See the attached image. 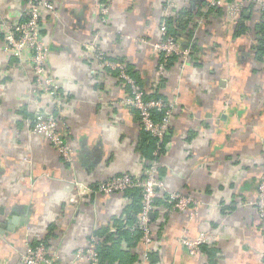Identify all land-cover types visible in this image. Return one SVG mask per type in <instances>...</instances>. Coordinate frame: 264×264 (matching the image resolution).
I'll list each match as a JSON object with an SVG mask.
<instances>
[{"label": "crops", "instance_id": "0c3cea01", "mask_svg": "<svg viewBox=\"0 0 264 264\" xmlns=\"http://www.w3.org/2000/svg\"><path fill=\"white\" fill-rule=\"evenodd\" d=\"M55 1L44 33L60 100L42 102L59 105L73 160L36 129L31 70L5 53L0 21V264H23L28 240L44 243L54 264H87L76 252L131 202L98 185L124 173L142 177L147 168L153 148L139 112L124 102L129 89L94 59L86 47L93 44L127 64L147 91L159 80L174 105L161 173L167 193L198 203L154 214L159 264H264L256 205L264 172V12L252 4L241 18L229 12L233 0H178L169 14L189 13L177 36L191 55L159 77L154 44L166 0H114L108 23L98 0ZM22 6L0 0V18ZM205 228L215 235L211 247L190 253L182 239Z\"/></svg>", "mask_w": 264, "mask_h": 264}, {"label": "built area", "instance_id": "2783aa9c", "mask_svg": "<svg viewBox=\"0 0 264 264\" xmlns=\"http://www.w3.org/2000/svg\"><path fill=\"white\" fill-rule=\"evenodd\" d=\"M22 10L14 17L0 18L1 31L3 32L4 50L8 56L18 59L24 65H28L32 75V88L34 90V102L37 106L34 113L36 129L41 132L53 145L62 158L67 161L73 160V148L69 139L63 131V121L60 116L59 105H44L43 96H48L58 102L59 85L49 69L50 46L48 44L44 28L47 16L56 14L55 0H21ZM114 0H98L99 18L104 23L110 22V9ZM220 0H213V4H219ZM256 5L264 12V0H233L229 12L233 16L240 14L249 5ZM178 7V0L165 1V16L159 27V39L154 46L158 51V73L159 77L166 74L168 63L172 57H178L183 61L191 55L189 47L181 46L177 35L170 32L166 18ZM172 13V12H171ZM93 52L94 59L100 66L117 72L119 81L128 87L129 93L124 102L139 112L142 128L157 137L158 145L163 141L164 135L170 128L173 103L166 99L146 98V89L129 73L127 65L116 62L105 54L98 44L87 45ZM160 79V78H159ZM159 80L156 82L158 88ZM164 111L165 115L161 121H156L153 110ZM166 151V145L163 147ZM164 153V152H163ZM161 153V154H163ZM155 155H160L158 149ZM160 157L151 161L149 167L144 171L142 177H135L130 173L113 176L98 185V190L104 194L125 193L128 188L140 187L142 189L143 207L139 215L140 228L143 231V251L139 264H150L149 254L153 250H159L156 237L155 223L152 214L165 209L176 208L180 211L190 209L192 204H197L193 196L181 195L179 193H167L166 181L161 173ZM167 195L171 205L163 206L155 203L156 197ZM259 216L262 221L264 236V172L260 177L258 185V199L256 201ZM215 238L211 229H203L195 238L182 239L183 244L190 253H198L201 246L209 244ZM99 239L92 235L87 244L76 252V258L84 260L87 264H99L97 243ZM264 255V253H263ZM23 264H54L53 259L44 243L33 244L27 241L26 248L22 254Z\"/></svg>", "mask_w": 264, "mask_h": 264}, {"label": "trees", "instance_id": "16d2710c", "mask_svg": "<svg viewBox=\"0 0 264 264\" xmlns=\"http://www.w3.org/2000/svg\"><path fill=\"white\" fill-rule=\"evenodd\" d=\"M189 13L185 10L179 11L176 16H168L166 18V23L170 29V32L177 35V30L183 28L185 22L188 20L185 18V15ZM245 15L243 10L240 13L241 18ZM177 22L176 27L172 26L173 22ZM241 28V27H240ZM263 46V44H262ZM178 57H172L168 66ZM127 65V64H126ZM128 67V66H127ZM128 71L129 68H128ZM139 83V82H138ZM140 85H142L140 83ZM143 87V85H142ZM147 91V90H146ZM146 98H160L165 100V96L160 93L159 88L153 89V92L147 91ZM153 115L156 121H161L165 115L164 111H158L157 109L153 110ZM144 134L143 138L149 142L152 146L151 152L145 156L147 157L146 167H149L151 161L155 158H158L159 155H155L154 151L158 149V152L163 153L165 149L163 147L168 141L169 132H171V127L166 131L163 141L158 145V138L153 136L150 132L143 129ZM126 195L130 198L131 202L126 207L125 211L117 217H113L107 225H104L96 230H94L89 236L88 239L95 235L98 237L99 241L97 243V251L99 254V264H139L140 256L143 251V231L140 228L139 215L143 207V197L142 189L140 187L128 188L126 190ZM173 201H169L167 195L157 196L155 203L157 205L168 206L171 205ZM158 210L154 214H158ZM152 221L155 223V218L152 217ZM157 239L160 237V231L156 230ZM40 241H32L33 244H38ZM204 246H210L204 244ZM211 247V246H210ZM159 250H153L149 254V263L150 264H159L160 261Z\"/></svg>", "mask_w": 264, "mask_h": 264}, {"label": "water", "instance_id": "95a60500", "mask_svg": "<svg viewBox=\"0 0 264 264\" xmlns=\"http://www.w3.org/2000/svg\"><path fill=\"white\" fill-rule=\"evenodd\" d=\"M154 216V213L152 214V217ZM14 222V221H13ZM15 223V222H14Z\"/></svg>", "mask_w": 264, "mask_h": 264}]
</instances>
